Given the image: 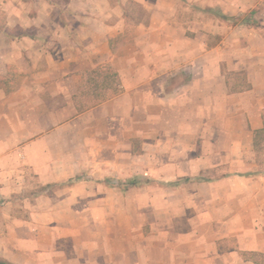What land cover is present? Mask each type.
Here are the masks:
<instances>
[{"label": "crops", "instance_id": "1", "mask_svg": "<svg viewBox=\"0 0 264 264\" xmlns=\"http://www.w3.org/2000/svg\"><path fill=\"white\" fill-rule=\"evenodd\" d=\"M0 260L264 264V0H0Z\"/></svg>", "mask_w": 264, "mask_h": 264}, {"label": "trees", "instance_id": "2", "mask_svg": "<svg viewBox=\"0 0 264 264\" xmlns=\"http://www.w3.org/2000/svg\"><path fill=\"white\" fill-rule=\"evenodd\" d=\"M0 264H11V263L4 261V260H0Z\"/></svg>", "mask_w": 264, "mask_h": 264}]
</instances>
